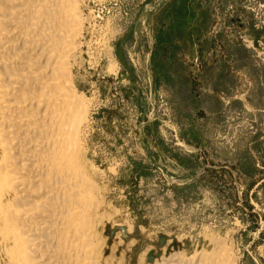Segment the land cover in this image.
I'll use <instances>...</instances> for the list:
<instances>
[{
    "label": "rangeland",
    "instance_id": "rangeland-1",
    "mask_svg": "<svg viewBox=\"0 0 264 264\" xmlns=\"http://www.w3.org/2000/svg\"><path fill=\"white\" fill-rule=\"evenodd\" d=\"M82 10L75 76L93 100L84 144L103 188V264H164L215 237L237 264H264V0Z\"/></svg>",
    "mask_w": 264,
    "mask_h": 264
},
{
    "label": "bare ground",
    "instance_id": "bare-ground-1",
    "mask_svg": "<svg viewBox=\"0 0 264 264\" xmlns=\"http://www.w3.org/2000/svg\"><path fill=\"white\" fill-rule=\"evenodd\" d=\"M82 1L0 0V264L104 261L103 188L85 159L93 100L75 76ZM215 238L164 264H237Z\"/></svg>",
    "mask_w": 264,
    "mask_h": 264
}]
</instances>
